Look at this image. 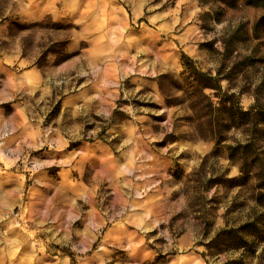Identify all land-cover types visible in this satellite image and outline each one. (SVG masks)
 I'll return each instance as SVG.
<instances>
[{"label": "clouds", "instance_id": "clouds-1", "mask_svg": "<svg viewBox=\"0 0 264 264\" xmlns=\"http://www.w3.org/2000/svg\"><path fill=\"white\" fill-rule=\"evenodd\" d=\"M232 5L0 0V264H264L233 155L264 131V9Z\"/></svg>", "mask_w": 264, "mask_h": 264}, {"label": "rangeland", "instance_id": "rangeland-1", "mask_svg": "<svg viewBox=\"0 0 264 264\" xmlns=\"http://www.w3.org/2000/svg\"><path fill=\"white\" fill-rule=\"evenodd\" d=\"M221 3L227 4L231 7L232 0H221ZM257 9H262L261 7L255 6ZM223 11V10H221ZM264 11H258L256 16V22L261 17ZM256 24V23H255ZM255 24L253 25L251 31H245V38L249 43L254 45L253 51L254 53L259 54V61L264 63V26L260 28L258 34L255 33ZM258 91H264V86L261 87ZM209 108V105H208ZM209 110H211L209 108ZM257 134L261 138H264V131H260L259 133L253 127L252 135H253V144L249 145L244 149H235L233 150V155L239 154L240 158L244 160L245 168L252 172L250 178H253L257 181L258 188H264V154H256L255 153V140ZM249 156L252 157L251 163L248 162ZM254 170V171H253Z\"/></svg>", "mask_w": 264, "mask_h": 264}, {"label": "trees", "instance_id": "trees-1", "mask_svg": "<svg viewBox=\"0 0 264 264\" xmlns=\"http://www.w3.org/2000/svg\"><path fill=\"white\" fill-rule=\"evenodd\" d=\"M249 3L254 5V6L261 7L262 9H264V0H249ZM262 26H264V12H263L261 17L257 20V22L255 24L254 28H255V33L256 34L259 33L260 28ZM205 86L217 87V88L219 87L217 82L212 81L210 79H205ZM209 108L211 109V105L210 104H209ZM257 116L260 118V120L264 121V106H261L259 108ZM258 198H259L261 203H264V193H260ZM250 227H252V225H250Z\"/></svg>", "mask_w": 264, "mask_h": 264}]
</instances>
